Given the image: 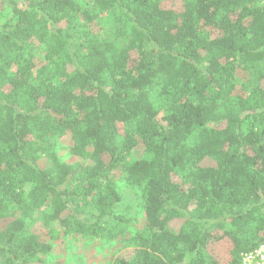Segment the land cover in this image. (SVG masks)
<instances>
[{
    "label": "trees",
    "instance_id": "1",
    "mask_svg": "<svg viewBox=\"0 0 264 264\" xmlns=\"http://www.w3.org/2000/svg\"><path fill=\"white\" fill-rule=\"evenodd\" d=\"M0 5V264L61 236L118 240L111 264H240L264 245V0Z\"/></svg>",
    "mask_w": 264,
    "mask_h": 264
},
{
    "label": "rangeland",
    "instance_id": "2",
    "mask_svg": "<svg viewBox=\"0 0 264 264\" xmlns=\"http://www.w3.org/2000/svg\"><path fill=\"white\" fill-rule=\"evenodd\" d=\"M78 1L83 5L89 0ZM144 156L145 153L137 148L130 153L129 159L134 160ZM118 188L121 199L116 211L132 219L130 230L140 228L143 225L144 218L140 207L139 193L122 181L118 182ZM42 229L40 223H37L32 230L42 234ZM44 238L47 240L45 236ZM51 243V252L44 255L40 261L35 262L36 264H111L125 250L118 240L107 242L97 239L83 240L73 236H61L51 240ZM223 248L227 249V246L225 245ZM225 258H227V250L222 251L221 259L224 260Z\"/></svg>",
    "mask_w": 264,
    "mask_h": 264
},
{
    "label": "built area",
    "instance_id": "3",
    "mask_svg": "<svg viewBox=\"0 0 264 264\" xmlns=\"http://www.w3.org/2000/svg\"><path fill=\"white\" fill-rule=\"evenodd\" d=\"M240 264H264V245L243 253Z\"/></svg>",
    "mask_w": 264,
    "mask_h": 264
}]
</instances>
